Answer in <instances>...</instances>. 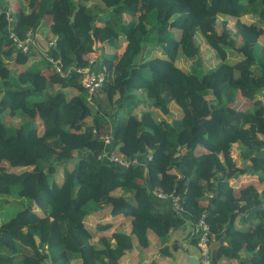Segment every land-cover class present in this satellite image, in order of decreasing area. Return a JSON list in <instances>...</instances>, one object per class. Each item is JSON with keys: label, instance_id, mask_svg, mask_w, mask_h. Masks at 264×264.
<instances>
[{"label": "trees", "instance_id": "16d2710c", "mask_svg": "<svg viewBox=\"0 0 264 264\" xmlns=\"http://www.w3.org/2000/svg\"><path fill=\"white\" fill-rule=\"evenodd\" d=\"M6 4L0 0V194L27 202L13 213L15 204L3 208L0 264H71L75 258L117 264L133 237L146 243L148 228L158 236L160 252L170 255L166 242L185 219L166 199L151 195L154 188L178 195L182 212L194 222L204 217L211 240H223L217 257L237 260L226 264H264V207L250 209L264 201V188L233 185V178L248 172L264 180V28L239 18L252 13L264 24V0ZM135 5L142 9L136 12ZM220 13L236 19L235 33ZM41 25L55 40L44 61L26 66L37 46L23 52L10 29L23 38ZM197 34L220 56L216 66H205ZM106 46L111 50L101 54ZM228 50L239 58L228 61ZM89 55L105 65L103 85L91 96L74 69ZM178 58L188 67L177 65ZM239 94L249 106L231 105ZM172 100L187 105L168 121L155 109L168 115ZM105 148L140 160L114 165L104 158ZM103 206L122 214L129 230L92 243L85 219ZM243 247L250 257L241 256Z\"/></svg>", "mask_w": 264, "mask_h": 264}, {"label": "crops", "instance_id": "0c3cea01", "mask_svg": "<svg viewBox=\"0 0 264 264\" xmlns=\"http://www.w3.org/2000/svg\"><path fill=\"white\" fill-rule=\"evenodd\" d=\"M5 1L7 3L6 5H9V8L16 9L18 6L17 4L18 0H5ZM19 8L20 7H18V9ZM23 8L27 10L26 6ZM33 34L36 36V39L38 40V44L36 45L37 47L35 48V51L29 55L28 60L26 62V66H30L41 61L44 58L43 54L47 50L48 45H50V43H53V41L55 40V37L49 31L47 25L39 26V28L36 31H34ZM122 44L124 45L123 42H121V45ZM109 50H111L110 47L109 48L102 47L101 54ZM45 58L47 59L46 56ZM9 63H12L11 66H13V60L10 59ZM39 65L42 66V64ZM14 66H15V62H14ZM49 71L50 68H47L45 72L48 73ZM233 156H235V154H233ZM245 174L233 178L234 187L242 186L247 183L246 180H254V177L255 176L257 177L256 174L251 173L250 177L246 179L245 177H243ZM252 183L255 184V182ZM165 202L166 201L162 200L159 203H162L164 205L166 204ZM196 204L198 206H202L203 204H205V201H200V202L196 201ZM122 219H123L122 214L112 215L109 212V208L105 206L91 210L85 219V224L92 232V236H91L93 238L92 243L97 242L98 237H100L101 235L108 236L111 234V232L115 230L124 229L128 231L130 224L128 222L123 223ZM104 225H107L108 227L106 228L102 227ZM145 237L147 238V240L146 243L143 242V244L142 242H140V240L133 237V246L130 249L125 250V252L119 256L117 260V264H170L172 262V256L170 253H169L170 255H168L160 252L161 244L159 243V238L152 229L148 228L145 231ZM110 241L111 243H114L113 239ZM222 241H223L222 239L211 240V243H214V246L215 245L217 246L220 245ZM240 254L242 257L251 256V253L244 247L240 249ZM227 261L232 263H237L236 259L228 260L226 258H222L223 263ZM48 264H55V262L52 259H50L48 261ZM71 264H82V262L79 258H75L72 259Z\"/></svg>", "mask_w": 264, "mask_h": 264}, {"label": "built area", "instance_id": "2783aa9c", "mask_svg": "<svg viewBox=\"0 0 264 264\" xmlns=\"http://www.w3.org/2000/svg\"><path fill=\"white\" fill-rule=\"evenodd\" d=\"M7 19L9 21H13L14 17L7 14ZM33 35L34 34L30 32L21 38L15 34L12 29H10L9 32V37L12 39L13 43L23 52L29 50L31 47L30 44L37 45V43L34 42ZM46 57L52 64L55 65L56 70H59L62 74H65L60 65L57 63V60L53 59L49 55H46ZM85 57L87 59V63L83 66H76L74 69L81 74V84L91 96L103 85L105 79V65L98 59L96 55H89ZM102 138L104 139L105 146H109L111 142L110 136L105 135L102 136ZM103 156L110 163L123 167L140 160L139 156L125 157L120 152L108 150V148H105L103 151ZM148 157H150V155H148ZM151 195L158 197L159 199H166L169 202L171 208L175 209L177 212H182L178 195L174 193L168 194L157 188L152 189ZM194 223L195 232H199L198 237L195 239V244L200 250V264H213L210 253L211 231L209 228V223L205 221L204 217H201L198 222Z\"/></svg>", "mask_w": 264, "mask_h": 264}, {"label": "rangeland", "instance_id": "374dc122", "mask_svg": "<svg viewBox=\"0 0 264 264\" xmlns=\"http://www.w3.org/2000/svg\"><path fill=\"white\" fill-rule=\"evenodd\" d=\"M135 9H136V12H138L140 9H142L140 7V5H135ZM218 19L222 22H226L227 23V26L229 27V29L232 31V33H235L236 31V28L234 27V21L236 20L234 17H231L227 14H218ZM241 20L243 21H246L248 23H253L261 28H264V24L261 22L260 18L257 17L255 14H252V13H244L242 14L240 17H239ZM41 32V30H40ZM34 37V42L38 44V40L36 39V36L33 35ZM260 39L262 40V37H260ZM195 43L197 42V45L198 47L200 48V52H201V55L205 61V66L206 67H210V66H216L217 63L221 60L220 56L218 54H216V52L214 51L213 52V49L206 43V41H204V39L201 38L200 34H197V36H195V39H194ZM106 48H109V46H106ZM45 49V48H44ZM237 58H239V54L237 52H235L234 50H228L227 52V60L228 61H236ZM176 64L181 66V67H188L189 65V62L186 61L184 58H178L176 60ZM240 96V94H239ZM208 98H210L211 96L208 95L207 96ZM0 100H1V93H0ZM251 103L250 100L246 99L245 97H238L237 100H235L234 102H232L231 105L235 106L236 108H241L243 109L244 107H247L249 106ZM1 105V104H0ZM187 105V101L183 102V103H176L175 101H171L170 102V113L167 115H164L162 114V112L158 109H155L157 111H159V113L165 117L168 121H170L171 119H173L174 117H178L180 114H181V110L183 109V107H186ZM149 107L150 108H153L150 106L149 104ZM146 108V105L145 103L141 104L137 109H136V113L137 115H140V112L139 110H142V109H145ZM6 109H4L3 111H1V113H4L5 117L6 116ZM158 113L159 116H161L160 114ZM85 122L86 123H91L92 122V116H88L86 119H85ZM232 151H233V154H236L235 153V149H234V146H232ZM4 168L6 167L7 168V165L6 164H1ZM2 167V168H3ZM13 170L15 171H20V168H16L14 167ZM245 174V173H244ZM249 174V175H248ZM254 174V173H252ZM251 173H247L245 174L243 177H245L246 179H248L250 177ZM56 179H60V177H56ZM247 183H252V182H255V185L257 186V188L259 189H263L264 188V180L261 181L259 180L256 176L254 177V180H246ZM1 196H4L7 198V202L3 201V198ZM11 198V199H10ZM16 199H19V202L15 200L14 198V195H2L0 194V222L3 221V219L5 218V214L3 213V208H5V206L7 205V203H13L15 204L16 206L13 208L12 210V213L15 211V210H18L20 209L21 207H23L25 205V203L27 202L26 200V197H19ZM37 210H39V208H36ZM12 216V215H11ZM92 237L90 238V241L92 242Z\"/></svg>", "mask_w": 264, "mask_h": 264}, {"label": "water", "instance_id": "95a60500", "mask_svg": "<svg viewBox=\"0 0 264 264\" xmlns=\"http://www.w3.org/2000/svg\"><path fill=\"white\" fill-rule=\"evenodd\" d=\"M73 18V16H72ZM139 56L136 54L134 61L138 60ZM264 207V201L251 207V210ZM173 213L181 215L185 219L184 225L172 231L169 239L166 242L167 249L172 256V262L170 264H200V250L194 243V240L198 237L199 232H195L194 221L184 212H177L172 208ZM219 245L211 243L210 253L213 264H226L222 262V258L227 257L222 255L217 257V249Z\"/></svg>", "mask_w": 264, "mask_h": 264}]
</instances>
